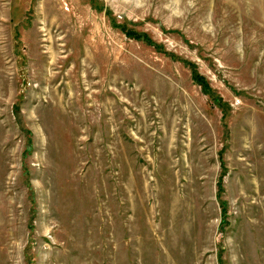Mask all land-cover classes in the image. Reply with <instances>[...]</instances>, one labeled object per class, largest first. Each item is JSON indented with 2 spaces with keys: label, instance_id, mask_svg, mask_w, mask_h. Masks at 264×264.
<instances>
[{
  "label": "rangeland",
  "instance_id": "obj_1",
  "mask_svg": "<svg viewBox=\"0 0 264 264\" xmlns=\"http://www.w3.org/2000/svg\"><path fill=\"white\" fill-rule=\"evenodd\" d=\"M0 264H264V0H0Z\"/></svg>",
  "mask_w": 264,
  "mask_h": 264
}]
</instances>
